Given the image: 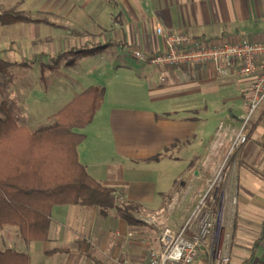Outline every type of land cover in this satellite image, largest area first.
<instances>
[{
    "label": "crops",
    "instance_id": "0c3cea01",
    "mask_svg": "<svg viewBox=\"0 0 264 264\" xmlns=\"http://www.w3.org/2000/svg\"><path fill=\"white\" fill-rule=\"evenodd\" d=\"M78 8L91 16L93 25L86 31L87 21L81 22V35L110 44L101 54L114 46L116 55L114 62H102L97 71L109 67L111 74L110 84L98 86L106 89L102 107L89 126L75 130L85 136L77 147L79 162L125 205L138 206L149 215H168L187 195L186 189H194L216 169L218 154L232 148L239 129L215 135L209 122L240 126L255 78L220 79L209 66L161 70L136 60L132 52L164 51L165 39L157 29L198 40L262 42L264 0H81ZM86 46L93 47H80ZM3 64L1 70L9 78L0 87V121L11 117L30 132L52 125L55 115L88 89L81 87L71 99V86L63 76L32 86L14 76L15 71L8 74L17 67L14 62L0 57ZM247 133V143L232 151L222 180L227 206L233 202L230 264H264V102ZM176 185L185 190L176 193ZM169 218L164 222L173 228L186 223L173 226ZM50 220L45 241L28 242L18 227H1L0 251L25 254L29 264H114L121 254L146 262L149 250L157 248L158 228L136 219L140 230L135 229L116 210L55 205ZM152 229L156 236L144 238L142 234ZM210 242L194 264H218ZM58 249L69 252L49 255Z\"/></svg>",
    "mask_w": 264,
    "mask_h": 264
},
{
    "label": "trees",
    "instance_id": "16d2710c",
    "mask_svg": "<svg viewBox=\"0 0 264 264\" xmlns=\"http://www.w3.org/2000/svg\"><path fill=\"white\" fill-rule=\"evenodd\" d=\"M0 23L46 21L10 10L0 13ZM108 47L110 44L86 46L79 52L94 56ZM72 51L56 55L57 64L64 54L75 52ZM105 94L103 87H89L55 115L52 125L35 132L19 126L11 117L0 121V228L16 226L24 240L45 241L49 236L52 208L71 204L87 209L97 207L103 212L116 210L129 224L138 223L133 216L136 206H119L114 191L93 179L79 162L77 147L85 136L75 130L93 122ZM68 252V249H58L49 255ZM0 264H29V258L12 250L0 251Z\"/></svg>",
    "mask_w": 264,
    "mask_h": 264
},
{
    "label": "rangeland",
    "instance_id": "374dc122",
    "mask_svg": "<svg viewBox=\"0 0 264 264\" xmlns=\"http://www.w3.org/2000/svg\"><path fill=\"white\" fill-rule=\"evenodd\" d=\"M80 1L81 0H0V13L10 10L24 12L33 19H40L46 21V23L48 22V24L19 23L15 25H2L0 23V57L7 62H14L17 66L15 70H10V73L8 72V74L15 71L14 76H19L20 79L27 81L32 86L33 83H39L40 81L45 82V80H49L51 76H54L55 80H59L63 76L67 84L71 86V99L76 93H81V87L87 89L93 86L98 87L100 86L99 84L111 83L109 67L103 66H106L104 63L114 62L116 57L114 46L109 48L110 50L104 54L100 53L94 56H84L82 51L79 52V49L82 48L80 46L85 44L97 46L102 43L100 40L90 38L89 35H81L84 27L80 25L81 22L87 21L84 28L86 31L92 30L93 25L91 21H89L92 20L91 16L83 14V10H79L78 3ZM109 42H113V40H110ZM104 43H108V41H105ZM68 46L74 47L72 52H75L64 54V56L61 57L62 60L60 63L57 64L58 61L54 58H59L56 55L62 54L60 51L67 50ZM4 51L8 54L4 53ZM53 54L54 56L51 58V55ZM97 56H102L101 58H103V60L99 62L100 58ZM66 62L69 64H66ZM102 62L103 71L98 74L97 71L101 67L100 65H102ZM4 65L5 64L0 66ZM94 67L96 68L95 71ZM5 68L7 71L8 67L5 66ZM51 70L53 72L49 73ZM0 73L1 87L3 82L2 80H7L9 77L7 74L2 72L1 67ZM193 77L194 76H192V78ZM100 80L102 81L100 82ZM0 91L2 92L3 90L1 89ZM248 112L249 107H244L242 111L244 119L248 115ZM244 119L240 121L241 125L244 122ZM228 123L231 122H209V127L211 126L215 135L219 134L222 130L235 132L241 127V125L237 127L233 124L230 126ZM209 127L208 131H210ZM233 155L234 154L231 149L227 152H220L218 154L217 161L215 162V164L219 163L220 165L218 164L214 171L211 170L208 176H205V178L202 179V181H205L206 179L209 181L206 182V184H202V181H200L194 189H186L185 193L187 195L184 198L179 199L171 213H168V215H170L169 219L171 225L177 227L183 225L190 218L199 200V196L204 191L206 192L208 190H212L211 194L215 195L217 199L216 209L220 214V220L217 224L215 235L210 242L211 248H213L214 252H216L218 247L223 242L229 256L233 240L231 231V224L233 220V202L229 200L230 204L227 206V202L225 201L226 199H224L221 188L224 173L230 165ZM179 187V185L174 187L176 193H180V191L185 190V188H183L184 186L182 188ZM177 189L179 190L177 191ZM118 205L124 206L125 204L118 200ZM141 209L136 206V212L133 213L135 219L142 216L158 217L164 213L162 212L149 215L148 213L150 212H145ZM133 225L135 229L140 230L138 227L139 224ZM155 231L156 229H152L142 235L144 238H153L156 236ZM125 261H128L130 264L145 263L143 259L137 263L129 256L121 254L114 261V264H122Z\"/></svg>",
    "mask_w": 264,
    "mask_h": 264
},
{
    "label": "built area",
    "instance_id": "2783aa9c",
    "mask_svg": "<svg viewBox=\"0 0 264 264\" xmlns=\"http://www.w3.org/2000/svg\"><path fill=\"white\" fill-rule=\"evenodd\" d=\"M157 34L165 39L166 48L162 52L146 54L139 50L132 52L133 57L158 69L209 66L220 79L251 78L249 112L245 117L231 151L247 143L251 117L264 102V41L257 42L242 38L238 42H218L198 40L185 33ZM208 190L199 200L186 223L180 228L167 225V213L153 217L136 219L158 228L157 248H151L144 264H194L201 252L207 250L215 235L220 214L216 209V196ZM132 237V235H130ZM218 264H230V256L224 245L216 250ZM122 264H130L128 261Z\"/></svg>",
    "mask_w": 264,
    "mask_h": 264
},
{
    "label": "bare ground",
    "instance_id": "6f19581e",
    "mask_svg": "<svg viewBox=\"0 0 264 264\" xmlns=\"http://www.w3.org/2000/svg\"><path fill=\"white\" fill-rule=\"evenodd\" d=\"M145 218H147V219H149L151 221L153 217H145Z\"/></svg>",
    "mask_w": 264,
    "mask_h": 264
}]
</instances>
